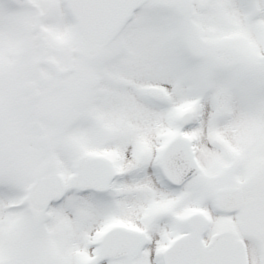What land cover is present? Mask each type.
Masks as SVG:
<instances>
[{"label": "snow or ice", "instance_id": "snow-or-ice-1", "mask_svg": "<svg viewBox=\"0 0 264 264\" xmlns=\"http://www.w3.org/2000/svg\"><path fill=\"white\" fill-rule=\"evenodd\" d=\"M0 264H264V0H0Z\"/></svg>", "mask_w": 264, "mask_h": 264}]
</instances>
